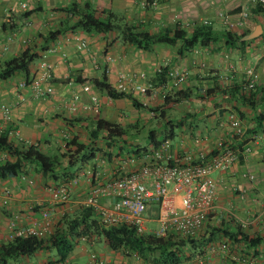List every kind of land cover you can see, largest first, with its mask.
Masks as SVG:
<instances>
[{
	"label": "crops",
	"instance_id": "obj_1",
	"mask_svg": "<svg viewBox=\"0 0 264 264\" xmlns=\"http://www.w3.org/2000/svg\"><path fill=\"white\" fill-rule=\"evenodd\" d=\"M74 3L80 6L87 3L97 13H114L116 18L152 33L176 26L190 32L196 24L210 25L216 31L227 30L220 13H228L236 19L245 9L248 18L241 28L231 32H250L257 25H261L262 31L242 45H226L225 39L220 37L208 48L196 47L178 54L179 42L175 45L158 43L150 50H142L121 41L114 32L85 33L73 29L46 43L47 48L42 50L41 47L46 45L42 35L59 27L68 16L64 9ZM255 5V0H156L154 4L146 5H142L141 0H0V63L18 55L26 46L39 53L30 64L27 76L24 71H18L0 81V106L11 108L8 118L0 113V134L6 132L9 141L34 144L48 154L61 153L66 143L74 141L99 147L106 154L111 152L114 155L116 148L104 144V130H95L97 121L103 119L129 127V135L134 134L136 138L125 136L128 145H132L133 139L140 147H150L149 131H154L152 137L156 140L168 132L173 136L172 152L175 155L190 153L197 157L199 152H213L219 138H229L226 115L234 106L238 107L246 134H264V121L261 129L257 127L258 115L264 114V101L251 108L238 105L229 96L216 91L204 98L194 93L163 106L159 95L135 93L132 98L140 104L138 108L130 98H111L92 82V79L102 80L105 76L106 83L113 88L121 72L133 76L135 81H139V74L144 73V81L161 92L169 87L167 83H158V71L165 66H175L188 72L184 87L195 91L200 86H211L209 77L215 74L220 81L227 75L230 80L245 79L244 70L252 65L256 87L264 89V8L254 13L252 8ZM78 40H84L86 46L78 49ZM40 62H45L47 67L40 68ZM45 71L47 75L44 77ZM48 87L51 91H47ZM74 95H78L76 108L70 109ZM93 95L97 97V110L92 107ZM155 107L159 111L151 114ZM91 131L100 132L97 137H91ZM196 136L199 141H195ZM235 143L242 146L244 141L239 139ZM72 145L69 147H74ZM4 156L0 153V161ZM125 156L121 153L113 157L112 162H106L100 155L92 161L74 163L70 167L73 175L87 167L97 171L92 180L81 176L79 184L70 187V198L65 203L52 201L47 186L56 182L64 184L67 177L54 181L49 174L42 175L24 165L25 172L19 176L0 180V241L8 238L9 219L14 218L17 227L38 228L44 220L41 213L47 210L51 227H54L63 215L72 214L83 206L93 181L108 177L120 167L122 172L137 169L143 162L141 159L129 162ZM245 171L253 173L254 178L242 177ZM213 175L220 180L216 207L198 236L209 237V229L217 227L249 236L264 234V135L251 153L239 157L226 172H214ZM27 179L33 182L29 183ZM241 187L247 191L245 197L239 194ZM182 199V195L175 197L178 205L182 204ZM103 202L111 205L110 198H104ZM145 212L146 231H154L159 224L158 212L152 208ZM226 241L227 247H221L220 244ZM235 246L221 234H216L213 240L206 242L201 255L198 252L201 246L196 250L185 249L186 263L199 264L198 257L204 260L203 264H256L264 260V245L256 247L259 253L256 257L251 255L252 248ZM228 248L233 252L229 254ZM89 251L115 262L151 264L133 253L122 255L111 250L105 239L99 236L87 243L81 240L68 258V264H91ZM56 260L54 252L38 251L12 264H59Z\"/></svg>",
	"mask_w": 264,
	"mask_h": 264
},
{
	"label": "trees",
	"instance_id": "obj_2",
	"mask_svg": "<svg viewBox=\"0 0 264 264\" xmlns=\"http://www.w3.org/2000/svg\"><path fill=\"white\" fill-rule=\"evenodd\" d=\"M262 10L263 8L258 3L252 8V12L254 13ZM64 11L68 15L67 19L62 21L56 29L49 30L42 35L45 44L55 40L68 30L80 29L85 33L114 32L117 34L116 37L120 38L121 41L142 50H150L152 46L158 43L175 45L179 42L180 47L177 49V53L182 54L184 51H192L194 47L208 48L220 37L225 39L226 45L236 43L242 45L246 42L242 40L243 36L249 32L244 31L236 34L230 30L216 31L210 25L196 24L190 32L182 27L176 26L172 29L166 28L152 33L148 30L138 28L133 23L124 22L116 18L114 13L108 11L97 13L87 3L83 6L74 3L66 7ZM262 36L264 39V32ZM46 48L47 44L41 47L42 50ZM38 57V52L32 47L26 46L18 55L3 60L0 63V81L10 78L18 71H24L27 76L30 64ZM168 70L169 67L165 66L158 71V75L156 76V79L159 80L158 83H168ZM209 79L212 80L211 86H200L195 91L184 86L177 90L170 89L166 92L165 97L161 99L163 106L188 98L194 93L204 98L214 94L216 91L229 96L234 102H238V105H245L251 108L255 107L258 102L264 101V89H257V87L253 89L245 88V79L230 80V76L227 75L221 79V82L216 74L209 77ZM105 80L106 78L104 76L102 80L92 79V82L111 98L126 96L132 100L134 106L140 107V104L130 94L116 92ZM237 108L234 106L230 111H234L240 118ZM153 111L156 114L159 110L155 107ZM162 111L161 109V115ZM263 121L264 114L258 115L257 127L259 129L262 128ZM128 128L103 119L97 121L95 130H104V144L109 148H116L114 155L111 152L106 154L99 147H93L91 145L84 146L79 143H74V141L66 143L63 152L48 154L34 144H15L8 140V134L6 132L1 133L0 153H5L6 157L0 161V180L19 176L22 172H25L23 166L29 165V167L31 166L36 172L42 175L49 174L54 181H57L60 177L63 180L64 177H67L65 181L67 183L75 176L70 172V167L77 161H92L97 156L102 155L106 162H112L121 153L141 156L143 152L151 151L157 146L159 140L153 139L152 132L154 131H149L148 134L149 145L152 144L150 147H140L133 139H131L133 142L132 145H128L124 139L125 136L136 138L134 134L129 135L130 131H128ZM169 131L171 130L169 129ZM98 132L100 131H91L90 136L97 137ZM165 137L173 139V136L168 134V132L162 138ZM71 144L74 147H69ZM237 147L241 148L240 144H237ZM239 157H242V155L239 154ZM96 171L97 169L93 168L92 178L95 176ZM58 184L60 185L61 183H55V185ZM149 208L157 210L158 212L157 203L148 204L146 209L148 210ZM208 232L209 237L204 236L205 238L202 237L203 235L192 238L181 237L172 230L167 231L162 236L156 235L153 230H147L143 234H137L133 227L125 224H102L91 207L80 206L74 213L63 215L56 225L51 228L49 233L43 237L24 235L0 241V264H12L13 261L23 256H30L38 251L54 252L57 256V263L68 264V258L82 238L87 243V241H91L94 237L98 236L105 239L111 250L118 251L122 255L133 253L140 259L151 264H185L188 260V256L185 255V249L196 250L201 246L202 248L198 250L201 255L206 242L213 240L216 234H221L231 244L236 245L235 247H241L243 245L246 248H252L251 255L254 257L259 254L256 252V247L264 245V234L249 236L242 232H229L218 227L209 229ZM223 243L228 244L227 241ZM228 250L229 254L233 252L229 248Z\"/></svg>",
	"mask_w": 264,
	"mask_h": 264
},
{
	"label": "built area",
	"instance_id": "obj_3",
	"mask_svg": "<svg viewBox=\"0 0 264 264\" xmlns=\"http://www.w3.org/2000/svg\"><path fill=\"white\" fill-rule=\"evenodd\" d=\"M156 0H141L142 5L154 4ZM264 8V0H255ZM248 11L242 9L236 19H232L228 13H220L223 24L227 30L233 31L241 28L248 18ZM86 46L84 40H78L76 47L82 49ZM196 49L194 47L192 50ZM40 68H46L45 62H40ZM246 75L245 88L256 87V73L254 66L249 65L244 70ZM47 72L43 73L45 77ZM168 87L170 89H180L188 79V72L184 69L172 66L168 73ZM144 73L139 74V81H135L133 76L121 72L113 87L116 92L130 94L156 96L163 99L168 90L159 92L154 86L144 81ZM51 91V87L47 88ZM73 101L69 105L70 109L76 108L78 95L73 96ZM92 107L97 110V97L92 96ZM11 108L0 106V113L8 118ZM151 114H155L151 111ZM226 123L230 131L229 138H219L213 152L207 154L199 152L197 157L190 153L175 155L172 152V140L161 138L157 146L151 151H145L141 156L126 154L125 160L134 162L138 159L143 161L139 168L124 171L121 167L109 173V176L98 179L88 189L82 202L83 206L91 207L97 214L102 224H125L134 228L137 234L146 231L144 212L150 203H157L158 206V227L154 233L158 236L164 235L172 230L181 237H198L203 230L207 219L214 213L218 195L220 180L213 173H223L230 169L239 159V154L251 153L254 145L262 138L263 132L246 134L242 121L234 111H229L226 115ZM195 141L199 138L194 137ZM243 139L241 148L235 144L236 140ZM4 159L6 154L4 153ZM114 173V174H113ZM81 176L92 180L93 168L87 167L78 175L72 177L64 184H50L47 189L54 202L65 203L70 198V187L78 185ZM242 177L247 180L254 178L253 173L245 171ZM27 178V177H26ZM29 183L33 181L27 179ZM239 194L245 197L247 191L241 187ZM177 195H182L183 201L178 205L175 201ZM104 198L111 199V205L103 202ZM43 224L36 227L21 228L16 226L14 218L9 219L8 228L10 230L8 238L16 236L35 235L43 237L51 230V222L47 210L42 211ZM84 239L82 238V241ZM221 247H227L226 243H221ZM135 255V254H134ZM136 256V255H135ZM91 264H125L115 262L108 258L100 257L96 252L89 253ZM198 263L203 264L204 260L198 257ZM187 264V263H185ZM256 264H264L260 260Z\"/></svg>",
	"mask_w": 264,
	"mask_h": 264
},
{
	"label": "water",
	"instance_id": "obj_4",
	"mask_svg": "<svg viewBox=\"0 0 264 264\" xmlns=\"http://www.w3.org/2000/svg\"><path fill=\"white\" fill-rule=\"evenodd\" d=\"M262 31L261 25H257L252 31L245 34L242 38V40H249L257 37Z\"/></svg>",
	"mask_w": 264,
	"mask_h": 264
},
{
	"label": "rangeland",
	"instance_id": "obj_5",
	"mask_svg": "<svg viewBox=\"0 0 264 264\" xmlns=\"http://www.w3.org/2000/svg\"><path fill=\"white\" fill-rule=\"evenodd\" d=\"M145 213H146V212H145ZM145 213H144V214H145ZM144 216H145V215H144ZM145 225H146V224H145ZM74 250H75V249H74ZM74 250H73V252H74ZM91 252H95V251H91ZM89 253H90V251H89Z\"/></svg>",
	"mask_w": 264,
	"mask_h": 264
}]
</instances>
